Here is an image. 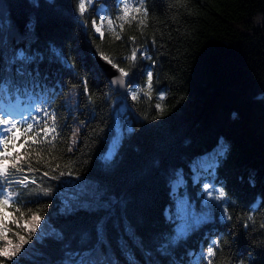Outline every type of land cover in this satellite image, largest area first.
Listing matches in <instances>:
<instances>
[{"label": "trees", "instance_id": "16d2710c", "mask_svg": "<svg viewBox=\"0 0 264 264\" xmlns=\"http://www.w3.org/2000/svg\"><path fill=\"white\" fill-rule=\"evenodd\" d=\"M78 2L55 0L50 6L39 0L37 8L29 0H0L5 19L10 17L21 32L35 16L28 37L13 35L0 48V62L11 56L13 47L27 46L43 55V60L31 66L27 82L30 87L34 83L37 92L45 89L54 97L49 111H56L63 128V140L54 154L63 153L61 163L73 165V175L59 180L43 177L47 169L34 165L41 168L37 179L53 192L40 197L33 209H42L44 217H53L57 226L69 223L56 219L62 206L60 190L66 180L87 176L107 186L117 200L115 235L121 234L126 218L154 248L155 237L172 227L164 218L165 210L174 208L169 178L182 172L186 186L179 193L193 208L199 212L206 204L220 206L206 209V222L178 246L177 261L186 264L187 252L206 249L219 238L221 248L216 250L214 264H264V228L260 227L264 223V0H146L147 27L132 21L121 32V22L115 21L120 40L107 31L101 40L91 23L97 18L95 9L102 5L115 19L117 0H93L84 17L77 12ZM52 46L62 51L67 64L75 65L74 74L49 56ZM134 47L140 52L126 81L147 91L146 73L151 70V99L143 93L136 101L122 97L95 64L96 53H103L127 69L129 61L124 57ZM145 49L151 60L141 59ZM85 80L88 95L84 94ZM161 92L164 100L159 99ZM119 103L125 111L117 121ZM156 104L163 106L162 112ZM121 126L125 138L119 154L105 165L100 157L108 148L113 127L118 133ZM75 127L81 131L73 145ZM223 141L227 147L214 177L200 167L193 170L197 160L215 155ZM68 147L73 151L68 152ZM212 179L226 192L225 201L207 200L203 184ZM225 207L231 220L224 217ZM250 214L254 223L247 220ZM70 219L72 227L80 222ZM137 256L141 264H147L139 252Z\"/></svg>", "mask_w": 264, "mask_h": 264}, {"label": "snow or ice", "instance_id": "6c2138e0", "mask_svg": "<svg viewBox=\"0 0 264 264\" xmlns=\"http://www.w3.org/2000/svg\"><path fill=\"white\" fill-rule=\"evenodd\" d=\"M182 2V0H181ZM29 3L39 7V0H29ZM54 6L55 0H46ZM93 0H79L77 12L84 17L88 6ZM119 5L115 19L110 10L102 5L95 9L96 19L92 20V28L101 40L106 31L116 40L122 36L116 32L117 24L122 32L126 24L136 21L141 28L147 27L148 9L146 0H117ZM85 26L87 21L82 20ZM35 16L30 18L23 32L9 17L5 19L0 8V48L10 42V37H28L34 30ZM134 42L135 37H130ZM140 49L133 48L130 55L124 57L129 61V67H119L110 57L101 53V58L120 73L111 84L119 85L133 101L139 99L140 94L151 99L153 88V72L148 70L147 91L137 89L129 77L131 67L137 62ZM11 56L0 62V264H141L137 256L139 252L147 264H183L177 261L176 250L182 241H186L208 218L207 208L220 205L206 204L199 212L193 208L191 201L179 193L181 187L186 186L182 172H177L169 178V187L173 197V207L164 212L165 222L171 224V230L155 237V247H149L143 237L139 235L135 224L124 219L120 235H115L114 230L119 226L115 220L116 198L110 193L107 186L100 181L89 177L76 176L70 185L71 191L62 200V206L56 214L59 221L63 218L69 223H53V217L47 218L42 209H33L32 205L39 203L40 197L52 196L53 189L46 183L37 179L42 165L47 169L41 173L50 180H59L60 177L72 176L73 165L71 162L61 163L63 153L54 154L58 142H62L63 128L59 125L56 111L51 107L50 101L54 97L48 95L45 89L36 91V85L30 87L27 80L32 77L31 66L38 59L43 60V55L33 53L30 47H13ZM49 56L65 63L75 73V65L67 64L62 51L56 46L49 49ZM141 59L151 60L147 49L141 52ZM127 85V87H126ZM58 86V85H57ZM84 94L88 95V82H83ZM131 91H128V88ZM89 102L92 97L89 95ZM164 94H159V99L164 100ZM47 105V106H45ZM158 111H163L161 104H156ZM117 121L123 116L125 106L119 103L116 107ZM40 113L41 115H36ZM155 118V117H154ZM81 129L72 130L71 143H77ZM100 131H103L101 129ZM119 136V140H117ZM125 138L124 128L121 126L117 133L113 127V135L108 138V148L100 159L108 165L119 154ZM68 152L73 148L68 147ZM226 149H221L209 160L200 165V171L208 175H215L219 164V157L224 155ZM47 153V156H45ZM203 191L207 200L222 202L226 200L223 187L217 188L215 180H205ZM121 207L126 202H120ZM84 215L81 216L80 214ZM76 217L80 221L76 226H71V219ZM224 217L231 220L228 209L224 208ZM247 220L254 223V216L248 215ZM248 224L244 225L248 228ZM264 228V223L260 225ZM221 248L219 238L211 240L206 249L187 252L186 264H214L216 250ZM239 264H243L240 261Z\"/></svg>", "mask_w": 264, "mask_h": 264}, {"label": "water", "instance_id": "95a60500", "mask_svg": "<svg viewBox=\"0 0 264 264\" xmlns=\"http://www.w3.org/2000/svg\"><path fill=\"white\" fill-rule=\"evenodd\" d=\"M93 51V49H91ZM95 64L99 70V72L107 79V81L111 84L113 79L119 77L120 73L116 68H113L111 64H108L104 59L101 58L100 55L96 54ZM114 91L121 95L122 97H127L129 94L125 93L124 89H121L119 85L111 84ZM127 87V85H126ZM129 91V90H128Z\"/></svg>", "mask_w": 264, "mask_h": 264}, {"label": "rangeland", "instance_id": "374dc122", "mask_svg": "<svg viewBox=\"0 0 264 264\" xmlns=\"http://www.w3.org/2000/svg\"><path fill=\"white\" fill-rule=\"evenodd\" d=\"M85 2H86V4H87V0H85ZM119 131H120V129H118V132H119ZM117 140H118V137H117ZM226 147H227V143H226L225 141H223V142L220 144V146H219L218 150L216 151V153H218L222 148H223V149H226ZM212 156H213V154H212V155H208V156H206V157H203V158L197 160V162L195 163V166L193 167V170H195V168L200 167L201 163H203L204 161L209 160ZM194 176H195L194 178H196V177L198 176V174H195ZM73 183H76L75 178H74V179H68V180H66V181L63 183V187H62V189L60 190V192H61V194H62V200H63L64 198H66V196H67L71 191H74V189H72V188L70 187V185L73 184Z\"/></svg>", "mask_w": 264, "mask_h": 264}]
</instances>
